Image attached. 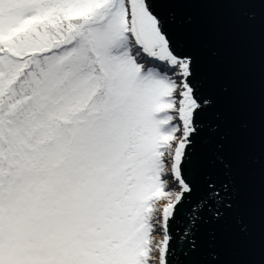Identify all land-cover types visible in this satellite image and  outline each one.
Instances as JSON below:
<instances>
[{"label": "snow or ice", "instance_id": "6c2138e0", "mask_svg": "<svg viewBox=\"0 0 264 264\" xmlns=\"http://www.w3.org/2000/svg\"><path fill=\"white\" fill-rule=\"evenodd\" d=\"M214 8L264 52V0H0V264H264Z\"/></svg>", "mask_w": 264, "mask_h": 264}, {"label": "water", "instance_id": "95a60500", "mask_svg": "<svg viewBox=\"0 0 264 264\" xmlns=\"http://www.w3.org/2000/svg\"><path fill=\"white\" fill-rule=\"evenodd\" d=\"M210 47L215 49L214 62L222 74L224 86L230 90L228 101L229 134L241 166L256 169L260 141L262 42L258 31L239 13L223 8L207 9L197 17ZM253 161L257 163L253 164ZM243 254V252H242ZM250 258L259 252L248 250Z\"/></svg>", "mask_w": 264, "mask_h": 264}]
</instances>
